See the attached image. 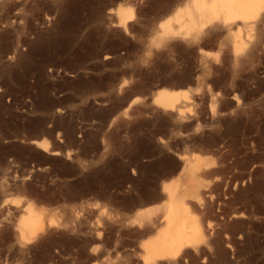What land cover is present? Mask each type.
Returning a JSON list of instances; mask_svg holds the SVG:
<instances>
[{"label": "rangeland", "instance_id": "1", "mask_svg": "<svg viewBox=\"0 0 264 264\" xmlns=\"http://www.w3.org/2000/svg\"><path fill=\"white\" fill-rule=\"evenodd\" d=\"M191 4L0 0V264H264V24ZM169 190L204 234L144 263Z\"/></svg>", "mask_w": 264, "mask_h": 264}, {"label": "bare ground", "instance_id": "2", "mask_svg": "<svg viewBox=\"0 0 264 264\" xmlns=\"http://www.w3.org/2000/svg\"><path fill=\"white\" fill-rule=\"evenodd\" d=\"M191 1H192V4L190 5L191 8L189 10H186L187 13H192V11H195L194 15H190L189 18L190 24H195V23L198 24L199 22H201L202 25V23L205 24V22L209 21L208 24L209 23L212 24L211 25L212 29L213 28L215 30L217 29L216 31H219L221 32L220 34H223L224 32H228L231 29L237 28L239 26L241 27L242 24H246V21L249 18H253L254 22L252 23H254L256 26V31L254 33L253 38L255 37L257 39L260 38L261 35H263L262 23L264 24V0H210V1L191 0ZM117 15L119 18L118 19L119 23H125L131 18V15L133 14L130 9L121 8V9H117ZM193 30L194 29L191 30L192 33ZM198 30L199 29H197V31ZM255 34L257 37L255 36ZM168 35L170 36V34ZM252 39L251 41L255 40ZM255 45H256V41L251 42V44H248V46L244 48V53H243L244 57H249L252 55V51H254L253 49H255L257 46ZM233 48H234L233 50L236 51L238 46L234 45ZM174 100H175L174 96L170 94V92L164 89H160L156 91V95L154 97V101L163 108L172 107ZM177 196L179 195L178 194L176 195V192L174 190L168 191L167 205H168L169 214L165 217V219L167 220L166 228L163 231L156 233L154 237H152L148 241L141 244V247L143 249L142 260L144 263L154 262V261L157 262V260L159 259H168L171 257L174 258V256L180 254V252L184 248L188 246H196L197 242L200 241V239L202 238V234H204L202 233L204 231L203 230L201 231L200 227L198 226L195 220H191V222L189 220L190 223H188L185 222L186 220L184 219L186 216L184 217L178 216L180 214L179 212L177 214L178 210H177L176 200L180 196L179 197ZM30 204L29 205L27 204L28 206L26 205L24 209L26 225L42 226L40 217L36 215L35 208ZM179 207L180 206H178V209H180ZM176 214L178 216V219L182 217L185 221L184 220L177 221V217L175 219ZM155 217L156 216L153 217L154 219L153 218L147 219V224L145 223L146 224L145 228L148 226V228H146L148 233L152 232L157 226V224H160V218L157 217L155 218ZM188 217H190V215Z\"/></svg>", "mask_w": 264, "mask_h": 264}]
</instances>
